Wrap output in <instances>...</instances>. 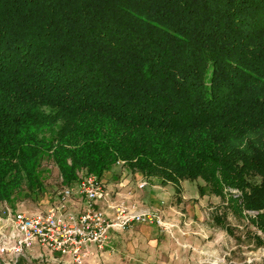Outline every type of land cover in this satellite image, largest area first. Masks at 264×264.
Here are the masks:
<instances>
[{
  "label": "trees",
  "instance_id": "1",
  "mask_svg": "<svg viewBox=\"0 0 264 264\" xmlns=\"http://www.w3.org/2000/svg\"><path fill=\"white\" fill-rule=\"evenodd\" d=\"M44 158L201 180L264 230V0H0V204Z\"/></svg>",
  "mask_w": 264,
  "mask_h": 264
},
{
  "label": "rangeland",
  "instance_id": "2",
  "mask_svg": "<svg viewBox=\"0 0 264 264\" xmlns=\"http://www.w3.org/2000/svg\"><path fill=\"white\" fill-rule=\"evenodd\" d=\"M124 168L121 165L120 170ZM150 185L157 186L152 187L157 199L144 195L145 201L139 198L137 206L129 203L130 192L120 190L121 187L111 189L106 210L109 217L114 216L119 206L138 213L152 211L159 214L161 223H138L125 230H115L113 242L98 250L95 258L87 257L81 264H264V230L247 219V215L255 217L256 212L239 216L227 206L226 200L211 194L200 196L198 186L204 185L201 180H187L180 197L172 184L170 189L168 184L155 179ZM150 185L138 190L148 193ZM105 186L107 190L108 184ZM69 188L63 183L54 161L44 158L39 183L33 188L24 185L16 192L12 203L0 204V217L5 220L6 207L26 213L45 212L58 205ZM72 213L75 218L79 216L76 211ZM216 215L224 219L228 230L216 224ZM0 264L78 263L41 251L17 259L0 258Z\"/></svg>",
  "mask_w": 264,
  "mask_h": 264
},
{
  "label": "built area",
  "instance_id": "3",
  "mask_svg": "<svg viewBox=\"0 0 264 264\" xmlns=\"http://www.w3.org/2000/svg\"><path fill=\"white\" fill-rule=\"evenodd\" d=\"M117 165H123V162ZM147 185V181H142L138 187L143 189ZM105 188L103 179L93 174L81 175L78 193L85 205L75 219H68L64 214L67 200L73 193L71 188L64 191L56 207L45 212L26 213L6 207L5 220L0 217V258L17 259L39 248L69 256L81 264L90 245L100 250L105 248L111 230H125L138 223H161L156 212L138 213L125 206L117 207L114 216L109 217L97 206V202L107 195Z\"/></svg>",
  "mask_w": 264,
  "mask_h": 264
},
{
  "label": "crops",
  "instance_id": "4",
  "mask_svg": "<svg viewBox=\"0 0 264 264\" xmlns=\"http://www.w3.org/2000/svg\"><path fill=\"white\" fill-rule=\"evenodd\" d=\"M120 167H121V165L120 166L115 165L112 168V170L107 172L103 177L105 184L106 183L108 184L107 190H106L107 195L104 199L99 200L97 202V206L100 209L104 210L107 215H108V213H107L106 208H108V204L106 203V200L108 199V195H109L111 189L115 190V188L121 187L120 190L125 189L126 191L130 192L131 194H130L129 203L130 204H136V206L138 205V203L140 201L139 198H141L142 201H145L144 199H146V197H143L144 195L149 194V195H151V197H155L157 199V193L153 194V191H152V187L154 188L157 186H151L150 185L151 183L154 182V179H149V180L145 179V177L143 175H141L140 173L131 172L126 167L123 170H120ZM142 181H147L148 185L146 186V188H148V186L150 185L151 190L149 189L150 191L148 193L141 192L140 190H138V188H139L138 186ZM185 182L186 181H184L182 183V185H184ZM167 186H168V188L170 187V189H171L170 184H168ZM67 187H70L72 189L73 193H72V196L67 200L66 210H65L64 214H65L66 218H68V219H72V218L75 219V216L72 213V211H76V212H78L77 214H80L84 208L85 201L81 197V195L78 193L79 183H76V184H73V185L67 186ZM172 189H173V187H172ZM56 206H57V204L54 207H56ZM135 212H138V211H135ZM114 232H115V230H111L109 232V239H108V243L105 246V248L108 247L110 242L112 241V237H113L112 234ZM98 250H100V249H98L95 245H90L88 247V253H87L86 258L87 257L95 258V256L98 253ZM41 251H43V250L36 248V249L32 250L29 254L37 253V252H41ZM44 252H46V251H44ZM55 254H58V253H55ZM66 257L71 259V257H69V256H62V258H66Z\"/></svg>",
  "mask_w": 264,
  "mask_h": 264
}]
</instances>
